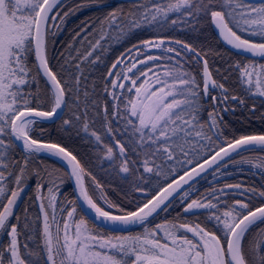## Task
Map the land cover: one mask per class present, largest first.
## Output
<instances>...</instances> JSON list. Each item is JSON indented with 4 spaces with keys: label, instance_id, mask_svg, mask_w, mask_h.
<instances>
[{
    "label": "snow or ice",
    "instance_id": "obj_1",
    "mask_svg": "<svg viewBox=\"0 0 264 264\" xmlns=\"http://www.w3.org/2000/svg\"><path fill=\"white\" fill-rule=\"evenodd\" d=\"M63 6L64 0H0V233L10 237L0 245V264H37L33 257L38 253L19 243L20 218L9 222L25 180L33 176L38 178L35 199L42 201L44 264H264V188L224 183L193 196L197 178L206 179L209 170L214 178L230 166L264 172V133L225 135L224 114L236 111L230 102L246 101L213 78L206 53L172 37L138 41L105 73L103 102L95 82L89 92L91 76L85 74L88 65L100 62L111 38L145 28L196 31L202 20H210L231 48L250 54L233 66L241 91L264 98V0H133L129 11L110 10L75 33L67 55L62 53L67 78L58 77L48 57L49 37L57 34L52 29L69 15L61 16ZM192 61L203 62L199 78L185 67ZM41 76L49 85L44 96ZM73 105L66 118L65 110ZM249 112L255 116V104ZM56 118L65 131L82 132L97 159L106 160L144 201L137 197L133 207L125 208L108 199L95 181L90 192L84 180L90 173L81 160L34 135ZM259 118L264 120V113ZM44 156L65 163L63 176L59 169L35 165ZM64 176L74 180L78 199L93 216L83 208L77 216L76 200L67 201L70 210L57 205L56 189ZM176 202L183 215L158 222ZM23 227H32L27 215Z\"/></svg>",
    "mask_w": 264,
    "mask_h": 264
},
{
    "label": "trees",
    "instance_id": "obj_2",
    "mask_svg": "<svg viewBox=\"0 0 264 264\" xmlns=\"http://www.w3.org/2000/svg\"><path fill=\"white\" fill-rule=\"evenodd\" d=\"M87 3L88 6L79 8L77 5L80 3ZM133 3H126L119 0H99L96 3L95 0H65L64 6L60 9L61 16L64 12H68L69 15L64 17V23L60 27L53 28L52 31L56 32L55 36L49 37L48 44V57L50 60V66L57 72L58 77L67 78L68 73L63 71L61 64H64V55H67L69 49L68 45L73 41V37L76 32L80 31L81 27L86 23L97 21L98 18H103L110 10L123 9L125 12L129 11ZM61 17H57L56 23L59 24ZM165 36L176 39H181L192 45H194L202 53H206L208 60L209 71L213 78L225 85L231 93L242 96L246 103L245 105H237L236 102H230L235 108L234 113L229 112L224 114V121L227 124L225 129V135L231 138L233 135L240 134H260L264 133V120L259 117L264 113V99L259 97H249L241 91V88L237 82L238 72L234 69V65L239 61H244L245 58L239 56L233 51L229 50L223 42L219 39L217 31L214 26L210 23V20H202L196 31L191 28L184 26L181 30L179 27L165 29L159 33L151 29H141L130 35L127 38H111L107 43L104 44L106 51L101 55V60L96 65H88L85 74L91 76L88 80V90L92 91V84L95 82L96 94L101 98L103 102L105 97L102 92L104 86L105 73L108 71L111 63L125 52V50L131 45L141 41L143 39L154 37V36ZM113 37H116V33H112ZM79 47V44L76 45ZM62 53L64 55H62ZM69 71H74L69 65H66ZM185 67L194 72L199 78L202 73L203 65L199 61H192L186 63ZM49 87L45 83V80L41 76L40 78V91L41 95H47L46 89ZM36 85H33V89ZM75 99L73 93L69 97L70 103ZM81 100L83 96L81 95ZM108 103L111 104V98H107ZM255 104L256 113L255 116L251 115L249 109ZM43 107H49L48 104H42ZM74 105L71 109L65 110V117L71 116ZM34 135L45 142H55L66 147L78 159L81 160L82 166L85 167L86 171L90 175L84 178L85 186L92 192L95 189V182L101 184L104 194L108 199L113 202L122 204L125 208H131L136 202V198H140V202L144 201V196L140 192H136L129 187V184L125 183L117 176L111 169L107 167V161L103 159H97V154L93 150V143L89 142L84 138L83 133L80 135L76 134L75 129L65 131L61 127V121L56 123L48 124L45 123L43 133L39 129ZM120 139V136L117 135ZM114 151L118 152V148ZM15 156L20 157L21 150L15 149ZM249 155L256 156L257 153H251ZM35 165L41 169L47 168L49 170L59 169V174L63 176L65 169L55 160L44 156L42 159L38 158ZM225 173H231L225 175ZM123 175V174H121ZM38 178L33 176L25 180L24 186L27 187L25 195L22 197L21 204L18 205L14 211V217L10 218V223H16L15 217H19L18 232L21 235L18 237L19 243L23 246L24 243H28L29 248L35 250L38 255L34 256L33 259L37 261V264H44V254L42 252V239L40 237V229L42 227L41 213L39 212V205L42 201L36 200V184ZM161 183H165L161 181ZM224 183H241L244 186H255L258 190L264 188V172H259L256 169H250L247 165L243 166H230L228 169H222L221 173L217 177H212L210 174L206 176V179L200 180L196 183V189L193 190V196L208 190L210 186L222 187ZM12 187V185H9ZM147 187V186H145ZM198 190V191H197ZM151 192L152 189H149ZM231 191V190H229ZM44 195H47L46 191H43ZM56 194L59 195L57 205L63 204L66 210H70L71 204H68V200H76L70 179L64 176L63 182L59 183V187L56 189ZM96 197L99 198V191H96ZM240 199L242 197L237 196ZM46 203V201H44ZM6 203V201H5ZM100 203L104 205L101 200ZM259 201H253V204H258ZM77 216L80 213L78 205ZM182 214L181 205L176 202L167 213H160L157 217L158 222H162L165 217L168 220H172L177 214ZM27 215L28 222L32 225L29 229H24L23 225L25 222V216ZM66 215V214H65ZM40 217L37 220V217ZM57 220L61 219V214L57 212ZM195 219V217H193ZM54 230V229H53ZM138 229H133L136 231ZM31 236L32 239H26ZM10 237H7L3 233L0 234V245H7ZM39 242V243H38Z\"/></svg>",
    "mask_w": 264,
    "mask_h": 264
},
{
    "label": "water",
    "instance_id": "obj_3",
    "mask_svg": "<svg viewBox=\"0 0 264 264\" xmlns=\"http://www.w3.org/2000/svg\"><path fill=\"white\" fill-rule=\"evenodd\" d=\"M64 1H65V0H64ZM119 1L126 2V3H133V0H119ZM218 37H219V39L223 42V44H224L229 50L233 51L234 53L238 54L239 56L245 58V57H247V56L250 55V54H241V53L237 52L235 49L231 48V46L228 45V44L224 41V39H223L222 37H220L219 35H218ZM253 59H258V60H259V59H261V58H258V57H257V58H253ZM201 62H202V61H201ZM202 64H203V62H202ZM43 79L46 80V78H44V77H43ZM59 120H60L59 118H56L55 122H46V123H48V124H53V123L58 122ZM19 149H20V148H19ZM46 157H49V158L55 160L56 162H58V163H59V164L65 169V167H66L65 163L62 162V161H60L58 158H56V157H51V156H46ZM210 172H211V170H209V173H204V176L206 177L207 175L210 174ZM197 180L200 181L201 179H200V178H197ZM70 182H71L72 189H73V192H74V196H75V199H76V201H77V205H78L80 211H81V209L83 208L85 211L88 212V216H89V217L93 216L94 214L91 213L90 210H87V209H86V206L83 205V202L80 201V200L78 199V191H77L76 188H75V182H74V180H71V179H70ZM193 183H196V182L194 181ZM185 187H187V185H186ZM41 218H42V214H41ZM42 219H43V218H42Z\"/></svg>",
    "mask_w": 264,
    "mask_h": 264
},
{
    "label": "rangeland",
    "instance_id": "obj_4",
    "mask_svg": "<svg viewBox=\"0 0 264 264\" xmlns=\"http://www.w3.org/2000/svg\"><path fill=\"white\" fill-rule=\"evenodd\" d=\"M259 98H261V97H259ZM262 99H264V98H262ZM26 191H27V187L24 186V191L20 194V197L18 198L17 203L22 199V197L25 195ZM57 197H59V195H57ZM57 202H58V199H57ZM48 211L51 212V209H49ZM56 217H57V214H56ZM189 235H191V234H189Z\"/></svg>",
    "mask_w": 264,
    "mask_h": 264
},
{
    "label": "flooded vegetation",
    "instance_id": "obj_5",
    "mask_svg": "<svg viewBox=\"0 0 264 264\" xmlns=\"http://www.w3.org/2000/svg\"><path fill=\"white\" fill-rule=\"evenodd\" d=\"M15 208V207H14Z\"/></svg>",
    "mask_w": 264,
    "mask_h": 264
}]
</instances>
